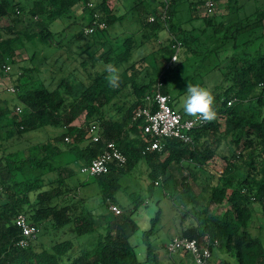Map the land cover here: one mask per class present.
I'll return each mask as SVG.
<instances>
[{"label": "trees", "instance_id": "1", "mask_svg": "<svg viewBox=\"0 0 264 264\" xmlns=\"http://www.w3.org/2000/svg\"><path fill=\"white\" fill-rule=\"evenodd\" d=\"M109 1L99 0L88 7L91 0H0V23L4 18L9 22L5 27L0 26V78H12L5 67L10 68L23 54L25 43L35 40L46 43L52 36L50 26L57 20L76 18L84 22L88 19L82 26L84 34V28L91 24L93 13L97 12L107 28L86 36L105 33L110 25L126 17V13L118 16ZM205 1L192 2L193 14L185 21L192 24L195 19L202 20L203 41L211 47L198 52L191 45L199 41L195 33L202 27L192 24L182 28L175 23L177 0H168L165 18L156 16L153 22H148V16L153 13L151 4L147 0H134L128 11L137 16L141 42L138 44L133 36L127 37L120 47L106 49L96 59L101 65L114 64L119 71L123 68L116 89L109 87L108 73L103 70L86 77L85 85L80 80L75 83L63 77L53 90L43 85L32 89L33 81L27 73H34L35 68L20 67L17 78H12L15 91L7 90L16 96L15 105L9 107V98H0V140L8 141L48 127L60 128L62 132L29 147L22 155L3 152L0 156V264H159L157 246L151 244L150 239L161 227V200L156 201L158 207L154 213L146 204L155 188H161V197H169L172 207L180 212L178 236L196 239L198 243L204 241L203 245L208 242L211 254L213 248H223L237 264H264V243L250 231V205L258 204L264 215V39L255 37L258 30L264 29V4L241 15L243 5L238 0H225L226 15L197 16L196 9ZM80 9L85 13L81 17L77 12ZM162 30L168 32L165 43L158 38ZM239 38L244 40L240 43ZM151 40L158 42V55L170 63H174L171 58L177 43L180 49H186L184 56L188 52L203 59L226 56L211 90L217 118L193 130L192 147L167 139L160 152L142 154L147 142L140 136V121H132V111L145 104V96L152 93L158 81L162 84L161 93L170 97L169 105L173 109L175 101L167 84L169 67L158 70L152 66L154 73L151 74L146 57L130 62L134 49ZM85 63V60L80 62V67L85 68ZM77 85L84 88L75 96L72 90ZM129 91L133 100L124 108L121 118H106L105 109ZM18 106L20 112L15 109ZM121 109H117L118 113ZM177 112L188 117L181 110ZM79 120L82 123L76 125ZM220 120L224 126L222 131ZM90 123L99 126L101 140L98 143L86 137L85 129ZM67 136L71 137L69 143L65 142ZM110 141L121 150L126 162L112 164L107 174L96 177L100 189L99 207H105L112 214L110 219L99 214L106 221V227L99 232L92 211L83 205L77 207L75 203L62 202L71 191L66 181L75 172L69 167L71 161L62 163L60 158L68 154L81 166L87 165ZM222 144L228 156L218 152ZM216 156L225 161L222 172L209 166ZM139 160H144L148 167L147 195L130 194L131 207L122 214H114L109 208L116 203L118 179ZM174 164L187 172L180 184L170 174ZM192 184L199 186L200 195L194 193ZM47 186L49 188H45ZM19 214H24L39 228L37 239L26 249L16 246L20 229L15 219ZM153 214L149 228L145 224ZM67 232L72 240L57 238L58 234ZM40 235H44L45 243L38 242ZM87 235L93 237L92 242L80 240ZM56 238L58 240L54 241ZM76 243L81 246L78 251L74 249ZM143 243L146 254L141 260L137 251Z\"/></svg>", "mask_w": 264, "mask_h": 264}, {"label": "rangeland", "instance_id": "2", "mask_svg": "<svg viewBox=\"0 0 264 264\" xmlns=\"http://www.w3.org/2000/svg\"><path fill=\"white\" fill-rule=\"evenodd\" d=\"M98 1L99 0H91L94 4ZM147 1L151 4L150 12L153 11V13H157L160 2H157L156 0ZM177 1L175 23L182 28H187L190 25L192 26V24L195 27H202L203 23L201 19H195L192 24L185 22L193 14V11H190V4L195 0ZM133 2L134 0H110L109 4L112 8H115L118 16L126 13V17L110 25L105 33H98L90 37L83 34L82 26L86 21L82 22V20L76 18H62L57 20L50 26L52 36L46 43L40 42L39 40L25 43L26 50L22 55L25 54V56L28 57L22 61L16 60L10 65V74L12 75V78L14 77L13 79H16L18 70L20 67L24 66L26 68H35L36 70L34 73H27V77L30 81H33L32 85H30V88L32 89L43 85L45 88L53 90L59 80L63 77L69 78L70 82L75 81L76 83L81 81L84 85L87 84L88 78L86 77L94 76L95 71L102 70V65L100 64L101 62H97L96 59L99 58L106 49L120 47L125 38L130 36H133L138 44L141 42L142 36L140 27L136 23L137 16L135 13L128 11ZM217 3L214 15H226L228 11L226 1L219 0ZM238 3L243 5V10H241V15H243V13L247 14L250 11H253L256 6L264 4V0H238ZM199 7L200 8L196 9L197 16H206L202 8L203 5ZM8 23L9 22L4 18L1 21L0 26L5 27ZM203 28L204 26L200 28L201 30H198V32L195 33L196 37L199 38V41H194L191 45V47L198 52H203L211 47L208 42L203 41L205 38L203 37L205 34L203 33ZM201 31L203 35H201ZM75 35L79 36L75 38ZM256 36L264 39V29L258 30L255 34V37ZM167 37L168 32L166 30H162L158 35L159 41L162 43L166 42ZM243 40L244 38H239L240 43ZM99 42L104 44L101 45ZM158 49L159 45L156 41L151 40L149 43H144L142 47L134 49L130 62H133L140 57H146L149 65V72L151 74L154 73V68H152V66L157 67L158 70L169 67L170 71L167 79L168 89L171 96L175 99L173 107L179 111H183L182 104L186 97L187 84H199L212 90L215 86L214 84H216L213 83V81L215 80L217 73L220 72V63H224L226 58V56H222L221 58L219 56H214V59L211 57L203 59V57L190 55L192 52L188 51V55L184 56L186 49L182 48L180 49V56H178L177 61L170 63L164 57L158 55ZM31 56L35 57L32 59ZM83 60L86 61L85 68L82 66L80 67V62ZM122 69L123 68H121L120 71ZM12 78H5L2 82L0 80V98H9V107L15 105L14 101L16 100V96L14 94L7 92V90L12 88V85L15 83ZM84 85H77V88L72 90L73 95L76 96L79 94L81 89L84 88ZM132 100L133 97L130 91L121 94L105 109L106 118H111L112 120L121 118L122 112L125 110L124 108L130 105ZM114 103L115 105H113ZM120 107L123 109H121V113H118L117 109ZM219 122L222 125L220 128L222 131L224 129L223 121L220 120ZM81 123V120H79L75 124L79 125ZM48 128L47 130L41 132H28L22 136H15L8 141L0 140V156L3 155V152H17L19 155H22L29 147L42 144L46 142L48 138H53L62 132L60 128ZM223 145L224 144L219 147L218 152L228 156L227 151L224 150L225 146ZM73 160V156L68 154H65L62 159L60 158V162L62 163H70L71 161L69 167L75 172V175L66 181L71 191L64 197L62 202L69 204L75 203L77 207L83 205L86 210L92 211L96 220V226L98 227L97 230L101 232L106 227V221L99 214H105L109 219L112 217V214L108 213V210L105 207H99L100 189L96 176H90L83 173L81 170V164ZM209 166L215 170H223L225 167V161L222 157L216 156L209 162ZM186 173L187 172L184 167L176 164L172 165L170 169L172 178L178 182V184H180L186 177ZM118 183L119 189L116 191L114 196L116 201L115 206L118 207L121 211L120 214H122L124 209L131 207L132 199L130 198V194L135 193L134 195H147L149 176L146 162L144 160L136 162L130 171L120 176ZM192 187L194 188V193L196 195L201 194L202 191L199 189L198 185L192 184ZM45 188L49 187L47 186ZM161 192V188H155L152 198H148V201L146 202V204L150 206L151 213H154L158 207L156 201L158 199L161 200L160 207L163 213L162 223H160L161 227L156 230L157 233L150 239L151 244H155L157 246L156 254L158 263L195 264L190 254H173V256H171V254L164 249V245L169 242V240H171L174 236L179 235L178 228L181 227V224L179 223V210L172 207L169 197H161ZM77 201L79 203H77ZM250 208L252 211L250 231L254 236H258L262 243H264V215H262L261 208L258 204L253 203L250 205ZM154 216L155 215L153 214L149 217V220L145 224L147 227L150 228V220H152ZM188 223L189 220H186L185 224ZM156 227L158 228V226ZM40 234H42V232H40ZM57 238L59 240H72L71 235L69 236L68 232L64 235L62 233L58 234ZM57 238L54 241L58 240ZM92 239L93 237L87 235L85 237H81L80 240L92 242ZM80 240L78 242H81ZM38 242H46L44 235L39 236ZM79 245V243L75 244L74 249L76 251L81 248ZM137 253L139 254V258L141 260L145 257L146 247L144 243ZM224 262L225 264H237L236 259L229 252H226L225 249L217 247L213 248L211 259L208 264H224Z\"/></svg>", "mask_w": 264, "mask_h": 264}, {"label": "built area", "instance_id": "3", "mask_svg": "<svg viewBox=\"0 0 264 264\" xmlns=\"http://www.w3.org/2000/svg\"><path fill=\"white\" fill-rule=\"evenodd\" d=\"M160 2L157 13L148 16V22H153L156 16L164 19L167 15L168 0H156ZM217 0H206L203 4L205 15H212L217 8ZM88 7H92L93 3H88ZM107 28L105 21L99 19L97 12L93 13L91 24L84 28V34L90 35L97 31H102ZM180 50V43H177L176 52L172 56L177 61ZM171 58V62H175ZM9 67H5V71H9ZM161 82L158 81L155 89L151 94H147L144 98L145 104L137 106L132 111V121H140L139 132L140 136L146 139V145L142 154L151 153L154 151L160 152L164 148L167 139H176L182 143L193 146L191 133L193 130L200 128L207 123L199 121L195 117H183L179 112L175 111L170 105V97L161 93ZM8 91L14 92V88H9ZM230 105V103H228ZM17 112L21 111L18 106L15 108ZM86 137L90 142L98 143L101 140V132L96 123H90L86 127ZM71 137H65V142L69 143ZM126 162V157L123 155L117 145L110 141L106 142L104 149L98 154L89 164L82 167V172L90 176H101L109 172L112 164L123 165ZM222 172V170H218ZM110 211L114 214H120L117 206L111 205ZM16 225L20 229V237L16 242L19 249H26L37 239L39 228L32 225L24 214H19L15 219ZM204 241L198 243L196 239L176 236L173 237L166 245L165 249L169 254L183 252L190 254L195 264H208L211 258V251L208 247V242L203 245Z\"/></svg>", "mask_w": 264, "mask_h": 264}, {"label": "clouds", "instance_id": "4", "mask_svg": "<svg viewBox=\"0 0 264 264\" xmlns=\"http://www.w3.org/2000/svg\"><path fill=\"white\" fill-rule=\"evenodd\" d=\"M172 59L176 61L174 57ZM102 70L108 73L107 82L109 87L112 89L118 88L121 80L119 69L112 63H104L102 64ZM214 106L215 96L210 89L199 84H187L186 97L182 104L183 111L186 115L195 117L199 121L210 123L217 118Z\"/></svg>", "mask_w": 264, "mask_h": 264}, {"label": "crops", "instance_id": "5", "mask_svg": "<svg viewBox=\"0 0 264 264\" xmlns=\"http://www.w3.org/2000/svg\"><path fill=\"white\" fill-rule=\"evenodd\" d=\"M198 8H200V7H198ZM77 12H79L78 16H80V17L83 16V15H85V13L82 14L81 9L78 10ZM80 12H81V13H80ZM86 21H88V19H87ZM25 58H26V56L21 55V56H18V57H17V60L22 61V60L25 59ZM0 80H1V82H2L3 78H0ZM174 110L177 111V109H175V108H174Z\"/></svg>", "mask_w": 264, "mask_h": 264}]
</instances>
